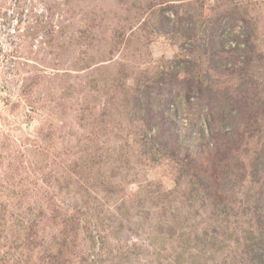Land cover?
I'll return each mask as SVG.
<instances>
[{
    "label": "rangeland",
    "instance_id": "1",
    "mask_svg": "<svg viewBox=\"0 0 264 264\" xmlns=\"http://www.w3.org/2000/svg\"><path fill=\"white\" fill-rule=\"evenodd\" d=\"M164 1L174 5L163 11L170 19L168 30L152 29L147 43L141 25L156 20ZM150 3L158 6L144 9ZM196 3L202 5V24ZM224 12L231 17L222 19L221 26L233 25L221 39L229 41L241 32L246 37V30L251 34L250 47L241 44L240 48L245 45L241 52L221 53L219 69L241 68L235 77L228 73L225 86L238 96L248 91L245 95L254 105L245 110H254L260 118L264 115V0H0V264L234 263L233 256L241 249L231 253V242L222 251L210 247L222 235L219 228L209 237L210 245L194 246L208 207L195 205L197 215L190 220L183 204L164 196L173 190L176 179L166 166L168 160L161 162L157 136L162 124L151 127L141 143L138 135L145 122L137 110L121 125L119 135L109 127L102 139L95 140L88 117L98 115L103 100L110 98L120 66L129 74L128 86L141 72L151 74L156 68L166 75L177 73L178 79L188 75L182 69L191 58L188 49L210 56L209 37ZM221 31L219 27L217 32ZM121 33L126 39L116 45ZM224 50L229 51L226 46ZM184 54L185 60L178 63ZM230 78L234 79L229 84ZM105 80H109L107 91L101 88ZM93 81L96 90L90 88ZM258 84L260 91L255 88ZM172 88L175 92L164 86L159 98H171L164 115L181 133L180 155L189 148L207 164L211 153L206 145L213 143L209 123L217 131L216 143H222L224 130L238 122L237 112L229 110L221 85L205 90L202 97L190 94V105L182 86ZM150 92L154 95L155 90ZM91 96L97 97L95 107L82 113L79 102ZM135 104L142 107L144 98L137 97ZM261 134L264 143V131ZM121 146V154L130 162L117 173L111 168L113 158L99 160L97 154L103 152L101 148L117 154ZM91 175L99 182L90 180ZM115 184L119 186L114 188ZM184 189L182 185L180 192ZM255 192L262 191H255L248 179L230 191L228 199L236 204V218L230 222H235L238 232L250 222L255 227L250 212L239 213L252 206L244 200L253 199ZM78 216L86 224H78L74 219ZM244 264L259 262L248 263L246 257Z\"/></svg>",
    "mask_w": 264,
    "mask_h": 264
},
{
    "label": "trees",
    "instance_id": "2",
    "mask_svg": "<svg viewBox=\"0 0 264 264\" xmlns=\"http://www.w3.org/2000/svg\"><path fill=\"white\" fill-rule=\"evenodd\" d=\"M169 3L170 1L160 3L162 6L158 9L159 13L154 16L157 18L150 26H148L146 22L141 25L145 33L144 39L147 43L152 39L150 35L152 29L154 30L157 28L161 31L168 30V21H170V19L163 15V11L174 9V5ZM156 6H158L157 3H150L144 9L151 10V7L155 8ZM194 6L195 9L199 10L196 14L197 19L201 24L204 23L205 16L203 14L202 5L196 3ZM218 6L219 5H217V7ZM133 8L135 9L134 5ZM154 17L153 19H155ZM227 17L231 16L227 12H224L217 18L214 32L209 37L208 42V53L210 56H207L204 51L200 52L188 49L187 53L191 58L186 60L185 64L182 66L183 71L188 74L184 78L178 79L177 73H171L170 75L163 74L156 68L151 74H149L148 71L141 72L139 78H134L133 84L128 86L125 83L129 78V74L126 73L127 71L124 67L120 66L117 75L113 77L115 85L110 98L103 100L98 115L91 113L88 114V117H90L89 121L93 122L91 124V135L95 140L102 139L106 134L105 131L109 127L117 131L118 134L121 125L126 123V119L134 116L137 110L145 122V128L142 129L139 135L137 134L141 139L140 142H144L147 139L146 132L151 127L157 126V128H159L158 125L161 126L162 124L161 128L158 130L157 136L163 150L160 154L161 162H163V160H168L166 166L175 174L176 179L174 180L173 190L167 192L164 196L171 200L176 198V201L178 200L179 203L183 204L186 207L187 218H190V220H193L197 215L198 210H193L195 205L201 208L208 207V210L204 213L206 215V220H204L199 234L195 235L193 238V241H195L194 246L200 244L203 248L204 243L206 246L210 245L212 242L208 241L209 237H211L213 232L215 233L216 228H219L220 231H222V235L215 238L214 243L211 244L210 247H213L215 251H222L223 247H227V242H231V253L241 249L237 257L233 256V258H236V260L233 259V264H244L246 257L248 263H253V261L256 260L259 264H264V243L262 242V240H264V143H261V139L263 138L261 133L264 131L262 129L264 127V115L257 118L254 114V110L251 112L245 110L248 104L254 105L249 103V96L247 97L245 95L248 91L238 96L229 91L227 86H225L224 79L228 78V73L235 77L236 73H238L241 68L236 70L235 67L232 66L228 70L219 69V65L223 60L221 53L232 54L241 52L243 48H245V45L240 48L241 44H246L247 48H249V37L251 35L249 31L245 30L246 37L244 36V32H241L237 36L233 34L229 41L228 39H221V34L226 29H230L231 25H233V23L226 22L221 26L222 19ZM191 19L192 17L189 16L188 20L192 21ZM242 19L240 20L243 21L244 24L249 23L248 19ZM219 27L222 29L220 34L217 32ZM188 31L191 32L192 29H188ZM47 33L48 32H46V34ZM44 37L47 38L46 36ZM188 37H192V33H188ZM119 39L116 45L122 44L123 40L126 39L123 33L119 34ZM229 43H234L235 47L231 48ZM226 45L229 51L224 50ZM114 52L115 51L112 50L110 54L113 56ZM112 59L113 58H110L108 61ZM249 59L250 58H247V61ZM184 60L185 54L181 55V59L178 60V63ZM203 63L206 64L207 67ZM204 73L207 74V76H203ZM194 75H197V81L194 80ZM210 79L213 80L210 81ZM232 79L230 78L228 80L229 84ZM108 82L109 80H105V82L102 83L101 88L105 91H107L109 86ZM219 85H221L223 91L226 92L225 97L231 104L229 110L237 112L238 122L233 123V127L229 125L228 131L224 130L226 139L222 143H216V139H218L216 137L217 131L212 127V124L209 123V136L210 141L213 143L211 147L206 145V148H208L211 153V156H209L211 159L207 164L201 161V158H199V160L195 158L193 153L188 150L189 148H186L185 154L181 156L179 152L182 141L181 133H177L176 126L164 115L171 98L167 97L161 100L159 98L160 93L164 92V86L170 89H173V86H182L183 91H185L186 102L190 105V94L194 96H198L199 94V96L202 97L205 90L215 89V86L219 87ZM90 88L94 90L98 89L97 81H93L90 84ZM236 88L234 89L237 91ZM255 88L260 91L259 84ZM150 90H155L154 95H151ZM173 91L175 92V89H173ZM139 96L144 98L142 107L136 106L135 104V99ZM96 102L97 97L91 96L84 102H79L80 104L78 105L85 109H82L83 113V111L86 110L91 111L93 107H95ZM155 119L159 121V124L155 123ZM200 134L204 137V132L201 129ZM183 139L186 140V133L183 135ZM86 140H88V138H86ZM123 150L124 147L121 146L117 154H110L111 152H108L106 148H101L103 152L97 154V156L99 160L103 158H113V167H110L118 173L123 166L129 165L130 162L129 157L121 154L124 152ZM198 153H200L199 148ZM129 175L131 174L129 173ZM91 179H93L95 183L99 182L97 176H92L90 177V180ZM246 179H248L249 184H254L255 191L262 192H255L253 194L254 198L251 200H248L249 197H245L244 201L247 203L250 201L252 206L249 209H242L239 213L247 215V212H250L255 227H253L250 222L242 232H238L235 222H230L232 218H236V214L234 213L236 204L234 205V202L230 201L228 198L231 196L230 191L232 187L234 185L241 187ZM124 180L125 178H121V181ZM108 181L110 180L108 179ZM261 181L263 182L261 183ZM182 185L185 186V189L183 192H180ZM118 186L119 185L115 184L113 187L117 188ZM178 191L180 192L179 196L177 195ZM81 192L86 195L84 188H82ZM244 201H240L238 204H243ZM87 203V200L83 199L84 206H86ZM161 208L164 210L166 207L163 206ZM160 214L163 216V211H161ZM74 219L78 224L81 222L86 224L80 216ZM174 225L177 228V224L175 223ZM134 245L135 244L132 245L133 248H135ZM185 249L189 250L191 248L190 246H186ZM64 263H66V261Z\"/></svg>",
    "mask_w": 264,
    "mask_h": 264
},
{
    "label": "built area",
    "instance_id": "3",
    "mask_svg": "<svg viewBox=\"0 0 264 264\" xmlns=\"http://www.w3.org/2000/svg\"><path fill=\"white\" fill-rule=\"evenodd\" d=\"M228 44V43H227ZM229 45L231 46V48L235 47L234 43H229ZM226 48H228V46L226 45ZM229 49V48H228Z\"/></svg>",
    "mask_w": 264,
    "mask_h": 264
}]
</instances>
